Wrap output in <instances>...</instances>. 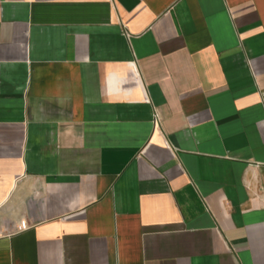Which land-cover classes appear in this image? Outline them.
<instances>
[{
	"label": "crops",
	"instance_id": "0c3cea01",
	"mask_svg": "<svg viewBox=\"0 0 264 264\" xmlns=\"http://www.w3.org/2000/svg\"><path fill=\"white\" fill-rule=\"evenodd\" d=\"M0 264H264V0H0Z\"/></svg>",
	"mask_w": 264,
	"mask_h": 264
}]
</instances>
